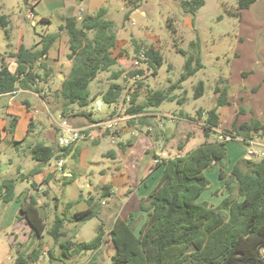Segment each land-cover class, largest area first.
<instances>
[{
	"label": "trees",
	"instance_id": "trees-1",
	"mask_svg": "<svg viewBox=\"0 0 264 264\" xmlns=\"http://www.w3.org/2000/svg\"><path fill=\"white\" fill-rule=\"evenodd\" d=\"M256 1L238 0V8H250ZM128 4L132 5V8L125 13V20L129 19L132 10L139 7L138 0H128ZM204 4L205 0H182L184 11L192 15ZM8 22L7 16L0 13V23L5 27L7 34ZM61 29L69 36L68 57L72 61L69 74L56 92V96L62 99L61 114L64 117L73 105L86 107L91 104L90 83L101 72L117 64L119 57L114 54L118 43L116 24L108 18V9L104 6L100 7L95 15H85L80 20L67 17ZM58 35L59 33L46 34L42 37L41 46L35 44L30 48L21 44L17 51L10 52L18 63L15 72L9 69L5 55L0 54V94H12L18 88L41 92L39 83L51 73L42 59ZM133 41L135 53L141 49L145 50L148 64L146 68L144 65L131 69L129 74L144 75L149 69L154 75L157 74L164 61L162 52L154 46L138 43L137 39ZM190 48L193 51L191 53L179 49L186 56L181 78L167 89L150 91L143 101H139V93L134 91L126 99L129 102L126 109L128 114L144 113L166 100L176 99L180 104L185 102V97L175 95L173 90L180 88L187 78L204 66L199 35L190 41ZM38 67L44 68L45 72L42 73ZM121 74L122 72L118 71L115 78H119ZM247 74L248 71L243 72L244 76ZM218 81L220 83L215 86L217 105L205 112L199 111L201 116L206 115L203 124L205 141L183 155L159 162L164 165L160 181L149 195L141 200L140 209L147 213V218L140 229L137 231L132 221L121 216L113 223L109 231L114 245L112 264H264V155L251 159L239 158L230 175H226L229 178H226L223 167L228 159L229 140H209L221 123L218 108L231 104L229 80L220 76ZM204 86V81H199L195 91L197 98L204 94ZM123 90L121 83L111 82L106 91L102 92L105 102H117ZM252 90H257V87ZM244 111L245 108L241 106L240 113ZM80 114L90 118L93 110H82ZM16 121L17 118L13 120V124L16 125ZM29 132L30 126L27 130V133ZM226 134L241 137L249 143L258 136H264V122L257 117L241 123L236 120ZM68 151V146L58 148L57 144L53 146L43 142L30 146V156L36 162L48 163L52 159H64L68 156ZM217 166L220 167L219 176L227 195L218 205L206 201L198 202L210 187L206 172ZM40 170L41 168L34 167L27 174L21 173L20 177L0 175L1 201L11 202L16 196L17 182L33 176ZM53 176V173L50 174L44 182L48 183ZM36 185L34 182L33 187ZM48 192V189L44 190V194ZM72 205V201L68 202V206ZM39 207L38 196L30 195L21 204L18 218L29 223L32 236L42 238L46 223L40 215ZM97 215L99 209L92 200L89 208L76 211L71 219L67 213L55 215L48 233L60 243L64 256L95 252L102 247L106 236L103 224L99 225L96 235L89 241L71 240L65 227L67 220L83 222ZM40 254L39 250H34L28 256L19 253L16 264L37 262Z\"/></svg>",
	"mask_w": 264,
	"mask_h": 264
},
{
	"label": "rangeland",
	"instance_id": "rangeland-1",
	"mask_svg": "<svg viewBox=\"0 0 264 264\" xmlns=\"http://www.w3.org/2000/svg\"><path fill=\"white\" fill-rule=\"evenodd\" d=\"M138 4L139 7L137 8L145 11L147 15L132 10L133 12H130L129 19L127 20H125V13L132 8V5L128 4V0H109L98 5L97 9L91 13L81 12L82 16L78 15L77 10L74 11L77 16L76 18L80 20L85 15H95L98 9L104 6L108 9V18L115 22L118 33L117 48L114 50V54L119 57L118 63L113 65L109 70L101 72L90 83L89 89L92 102L90 105L82 107L84 110H93L92 106H94L97 99L103 103L102 110L106 111L112 108L114 105L105 102L102 92L106 91L113 81L120 82L124 87L119 101L121 110L128 107L129 102L127 103L124 99H127L134 91L139 93V101H143L150 91L169 88L184 73L186 56L179 49H185L189 53L193 52L190 48V41L196 39L198 32L204 66L194 75L187 78L180 88L173 90L175 95L185 97V102L180 104L176 99L166 100L161 105L151 107L150 109L160 112V118L168 128L175 126L176 118L174 115L167 114H178L181 111H185L193 118H196L200 110L207 111L216 106L217 94L215 86L220 83L218 81L219 77L223 76L229 80L230 84V106L237 104L239 108L240 106L245 108L248 117L261 118L259 112L262 106H264V104H261L264 101V87L260 91V83L262 82L260 79L261 75H264V0H257L247 11L238 8V0H205L204 6L195 15L184 11L182 0H138ZM30 6L31 4L26 3V0H0V13L5 14L9 21V34L6 33L5 27L0 23L1 55L17 50L22 41L26 47L31 48L35 44H38L46 34H60L59 12L51 13L53 22L46 24L39 19L38 15L40 16V14L36 15L37 17L32 20L27 18L26 13ZM93 7L90 5L85 8ZM37 11L39 13L38 8ZM242 11H245L243 16H241ZM231 12H238V14H231ZM193 17L195 18V27L192 23ZM133 39H137L138 43L145 46H154L162 52L164 61L161 67H159L157 74L154 75L150 69L146 70V73L140 75L137 79H133L132 75L129 74L131 69L136 68ZM138 65L139 68L141 63ZM118 71H121L122 74L119 78H115V73ZM244 71H248V74L245 76L243 75ZM53 78V83L42 86L41 93L47 96L48 91H50V93L54 94L56 102L61 104L60 99L55 94L60 88H57L60 79L57 74ZM201 80L205 83L204 94L197 98L195 91ZM253 85H256L257 90H252ZM24 95L25 93H20L10 100L13 111L17 110L21 116V121L16 124L17 126L11 121L10 113L7 114L6 108L3 106L0 109V133L2 134L0 135L1 177H20L21 167H17L15 165L17 163L22 164V166L26 164L35 166L28 158V153L23 150L26 148L27 143L33 141L35 134L27 137L25 141H21L24 136L26 138L29 128V119L21 102ZM2 100L8 102L9 97H3ZM78 107L75 105L73 110L79 109ZM230 109L229 105L219 107L221 118H224L225 113L229 112ZM54 116L59 118V112L55 113ZM205 117L206 115L203 114L202 119L205 120ZM193 123L195 124H187L186 126V131L190 129L189 131L192 134L194 133L195 136L191 143L193 144L191 148L205 141L201 128L202 124ZM223 127L219 134L223 133L224 137H226V132L232 128L225 125ZM10 130L14 131V133H11ZM54 131L60 145V139L65 134L60 128L57 130V127H54ZM12 134L16 135L15 139L17 141H21L23 149L16 151V144L14 145V142L12 143L11 140ZM212 135H216V132L214 131ZM175 142L186 145L187 138L180 139V137H176ZM241 143L246 144L241 137L228 141L227 148L230 158H233L235 155L238 158L241 157L243 152ZM92 146L97 147L96 144H92ZM253 147L255 150L262 148L258 143H255ZM245 148L247 151L248 146H244V150ZM10 157H12L11 161ZM65 158L67 166L75 170L76 177L83 176L82 180L86 182V185L84 183L83 191L86 196L88 197L92 193L95 195L96 200L100 202L101 197L99 199L94 185L99 184L102 180L101 174L98 172V166L104 164L108 158L103 157L100 154V150L95 151L92 155L90 153L87 162L89 168L73 156H66ZM57 161L58 159L49 161L45 167V171L51 170L55 179L64 178L65 174L62 172V169L57 167ZM36 167H38V164H36ZM226 169L228 173L231 170L230 166L229 168L227 166ZM218 171V169L213 168L206 172L210 180L211 190L208 189V191L204 192L198 199V202L204 200L217 202V200L223 198L224 189H219L215 192L216 194H212V190L217 189L218 185H220L221 179ZM227 172H225V176H229ZM37 174H34L29 180L25 181L21 179L17 182L16 197L27 187H33L34 182L48 189L47 183L43 181L39 182L41 177ZM227 176L226 178H229ZM53 186L54 192L51 195L41 192L42 200L48 204L45 207L47 214L46 230L42 238L31 235V228L27 225L25 219L18 220V210L14 200L4 203L0 199V264H16V257L19 253L28 256L34 250L41 252L40 259L31 264H112L108 252L110 248L106 246L96 254L89 251L83 254H75L71 257L63 255L60 243L56 242L48 233L55 215H63L66 210L63 203L64 199H62L61 187L55 181ZM59 199L60 202L58 203ZM109 204L110 201L108 200L105 206L108 207L110 206ZM100 222L101 218L97 215L83 222L77 220L67 221L65 227L70 229L68 233L72 238L75 237L74 232L79 230L78 233H81L80 239L89 241L96 235ZM65 238L68 239L67 237ZM262 252L264 255V246L262 247Z\"/></svg>",
	"mask_w": 264,
	"mask_h": 264
},
{
	"label": "crops",
	"instance_id": "crops-1",
	"mask_svg": "<svg viewBox=\"0 0 264 264\" xmlns=\"http://www.w3.org/2000/svg\"><path fill=\"white\" fill-rule=\"evenodd\" d=\"M107 1L109 0H28L26 2L31 4L33 9H35V14H40V16L38 15V17H40L39 19L46 24L53 22L51 13L59 12L60 34L51 45L47 55L42 59V61L47 65V69L51 70V73L45 78V80H41V82L39 83L41 91L43 85H49L53 83V77L56 74L60 79V83L58 84L57 88L61 87V82L67 77L70 72L72 61L68 57V54L70 52L69 36L65 30L61 29V25L64 23L65 19L67 17H77L74 12L75 10H77L78 15L81 16V12L83 11L84 13H91L92 11L97 9L98 5L103 4ZM90 5L94 7L88 9L85 8L89 7ZM37 8L39 9V13L37 11ZM250 8H246L243 10L247 11ZM133 11L141 13L143 15H147V13L140 8H135ZM236 13L238 14V12ZM243 14H245V11H242L241 16H243ZM194 20L195 18L193 17L192 23L195 27ZM197 35H199L198 32ZM21 44H23V41L19 44V46ZM38 46H41V41L38 43ZM17 50H14L13 52ZM10 52L12 51L6 52L5 60L8 64L9 69L15 72L18 67V63L16 57L9 54ZM38 70H40L42 73L45 72L44 68L38 67ZM260 80H262V82L260 83V91H262L264 87L263 74L261 75ZM253 87H256V85H253L252 88ZM20 93H25L24 97L21 99V102L23 103V108L26 110V115L29 119V126L31 127V132L27 133L26 138L24 136L21 141H25L27 137L35 134L33 141L27 143L26 148L21 145V141H17L15 139V134H12L11 136L12 143L14 142V145L16 144V151L24 148L23 150L28 153V158L34 163L33 165H35L32 166L26 164L25 166H22V164L20 163L15 164L17 167H21V173H29V171L36 167V164L40 163L31 158V145L37 142H43L46 145L54 146L57 144L58 148L61 147L59 145V139H56V132L54 131V127H57V130H59V118L66 119L69 125L73 128H88L89 135L82 138L78 142H74L73 144L68 146V156H73L74 158L79 159L80 162L83 163L86 167H88L87 162L90 153L92 155L97 150H100V154L103 157L109 159H107L104 164L98 166V172L101 174L102 180L99 182V184L94 185V188L99 195V199L101 197L100 202L96 200L95 195L92 193L89 194L88 199L83 191L84 183L86 185V182L82 180L83 176L76 177L75 170L72 167L67 166V162L65 160L66 158L64 159L65 163L62 168V172H64L65 174L64 178L55 179L53 176V178L47 183V186L49 189L48 195H51L52 192H54V181L58 184V186L61 187L62 199H64L63 203L65 204L66 208L65 213H67L69 219L73 217L76 211L89 208L91 206V200L93 203H95V205L99 209L98 216L101 218L100 224H103L106 230V236L105 242L102 247L93 253L96 254L97 252H100L106 246L110 248L108 252L111 258V255L114 253V245L112 240L110 239L109 231L113 223L119 216H121L132 221L137 231L140 229L141 225L147 218V213L140 209L141 200L147 197L160 181L164 165L159 164V162L169 157L183 155L193 149L191 148V146L193 145L191 143L193 142L195 136L194 133L192 134V132L189 131L190 129L186 131V126L187 124L192 125L195 124L193 122H196L198 124H202L201 128L203 130L204 120L202 119V116L198 112L196 118H193L185 111H181L178 114H167L174 115L176 118L175 126L168 128L164 125L163 120H161L160 112L149 109L144 113L134 115V117L128 119L127 121H123L118 132H111L110 130H105L101 126H95L93 125V123L97 120H106L111 117H117L119 115L125 114L127 108H124L122 110L120 109V99L117 102L112 103L114 106L106 111L101 110L100 112H96L97 114L93 111V114L90 118L78 113L84 110L82 107H78L79 109L73 110L75 105L70 107L71 109L63 117L61 114L62 99L60 97L57 96L60 99L61 104L56 102L54 94L50 93V91H48L46 96L41 92L32 91L26 88H18L12 94H0V109H2L3 106L4 108H6L7 114L10 113L9 116L12 122L17 118L16 124L20 123L21 116L20 114H18L17 110L13 111V107H11L12 102L10 100H12L13 97H16ZM3 97H9L8 102L3 101ZM261 104L263 105L264 101ZM230 107V111L225 113L224 118H221L220 126L215 129L216 135H211L209 137L210 141H214L217 139L226 140L223 133L219 134L221 132V128H224V125L226 127L232 128L233 123L236 120L238 121V123L251 120L252 117H248L246 115L247 111H244L243 113L239 112L240 108L237 104H235L234 106L229 105V108ZM201 111L205 112L203 110ZM57 112H59V118L57 117L58 119L56 118V116H54V114ZM259 113L261 116L260 119H262L264 122V106H262ZM30 123L32 125H30ZM10 132L14 133V131L12 130H10ZM0 135L2 134L0 133ZM176 137H180V139H183L184 137L185 139L187 138L186 145H184L183 143L175 142ZM251 142L252 146L255 143H258L262 148L257 150L264 153V136L261 138L259 137ZM245 143L246 144L241 143V148L243 151L241 157H244L246 153V148L244 150V146L249 145V143ZM92 144H96L97 147H93ZM12 157L9 158L10 161L12 160ZM238 159L239 158L237 157V155H235L233 158H230V155L228 153V162L230 163H226V165L223 167L224 171L226 170L225 172H227V166L228 168L230 166L232 170V167ZM46 165L38 167L41 168V170L37 172L38 174L36 173L37 175H39V177H41V180L39 182H44L46 177L52 174L51 170L45 171ZM219 168L220 167L218 166L214 169H218V172L220 173ZM231 170L229 171V173L227 172L229 175L231 173ZM33 176H29L23 180H29L30 177ZM36 184V187H27L21 193H19L18 197L15 196V198L13 199L18 210L17 218L21 204L30 195H36L38 196L40 204V215L45 219L46 223L47 214L45 212V207H47L48 204L41 198V192H44L46 188H44V186L39 183ZM208 189L211 190V185ZM208 189L206 191H208ZM219 189H224L222 186V180H220V185H218V188L212 190V194L214 195V193ZM223 194L224 198L227 195L225 189L223 191ZM222 199L217 200V202H210L207 200L204 201L212 205H218ZM108 200L110 201V206L106 207L105 205L107 204ZM70 201L73 202L72 206H68V202ZM59 202L60 199L58 203ZM18 220L21 219L18 218ZM27 225L30 227L28 222ZM66 229L70 230L67 227ZM78 231L79 230L74 232V238H72L69 234L68 237L73 241H83L80 239L81 233H78Z\"/></svg>",
	"mask_w": 264,
	"mask_h": 264
},
{
	"label": "built area",
	"instance_id": "built-area-1",
	"mask_svg": "<svg viewBox=\"0 0 264 264\" xmlns=\"http://www.w3.org/2000/svg\"><path fill=\"white\" fill-rule=\"evenodd\" d=\"M26 16L29 20L36 18V14H35L32 6L28 7ZM147 60H148V56H146L144 49H141L140 52L135 53L136 68H138L139 63H141L140 66H142V65L146 66L148 64V62H146ZM139 76H140V74H135V75H132V78L137 79V77H139ZM102 105H103L102 101L97 99L95 102V105L93 106V111L100 112L102 110ZM132 117H134V115L128 114L125 111V114L119 115L117 117H111V118H108L106 120H97L93 123V125L101 126L105 130H110L111 132H118L120 129L121 123L123 121H127L128 119H130ZM58 126L62 130V132L65 134V136L62 139H60V146L61 147L70 146L74 142H78L82 138L89 135L88 134V128H73L69 125V123L66 119H60ZM225 139L226 140H232V139H236V137H233L231 135H226ZM263 155H264L263 152L255 150L252 146V142H249L247 151H246L245 156H244L246 159H251L254 157H260ZM64 163H65L64 159H59L57 161V167L62 169L64 166Z\"/></svg>",
	"mask_w": 264,
	"mask_h": 264
},
{
	"label": "water",
	"instance_id": "water-1",
	"mask_svg": "<svg viewBox=\"0 0 264 264\" xmlns=\"http://www.w3.org/2000/svg\"><path fill=\"white\" fill-rule=\"evenodd\" d=\"M46 164H47L46 162H40V163L38 164V167L45 166Z\"/></svg>",
	"mask_w": 264,
	"mask_h": 264
}]
</instances>
